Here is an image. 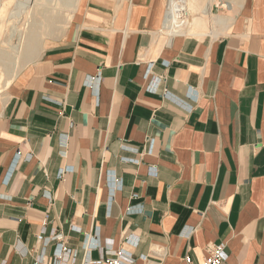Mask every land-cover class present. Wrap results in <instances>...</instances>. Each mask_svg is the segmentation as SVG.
Masks as SVG:
<instances>
[{"label":"crops","instance_id":"1","mask_svg":"<svg viewBox=\"0 0 264 264\" xmlns=\"http://www.w3.org/2000/svg\"><path fill=\"white\" fill-rule=\"evenodd\" d=\"M63 1L0 91V264H199L213 243L264 264V0H228L219 34L168 32L165 0Z\"/></svg>","mask_w":264,"mask_h":264},{"label":"rangeland","instance_id":"2","mask_svg":"<svg viewBox=\"0 0 264 264\" xmlns=\"http://www.w3.org/2000/svg\"><path fill=\"white\" fill-rule=\"evenodd\" d=\"M200 1L204 4L207 0ZM223 1L224 0H220V2ZM225 1L229 2L228 0ZM0 2L3 4V11L0 13V48H2L0 51H4L6 57L5 60H0L1 91L10 83L21 67L27 63L23 62L21 58L22 50L27 42L26 33L36 27V31L39 35L38 41L40 51L48 41L57 38L62 33L66 17H68L69 14L66 11L67 5L63 0H37L36 3H34L30 9L27 8L21 16L11 17V12L15 9L14 6L16 0H0ZM227 2L223 5L221 4L222 6L219 4L218 8L215 9L213 16H211L202 27H192L188 28V30L186 28L184 32L191 34L221 33L223 28L214 27L215 24L213 21L216 19L215 13H221V15L224 16H231L232 12H229L230 7L227 5ZM189 7L190 4H188V8ZM191 8L190 15L193 14L192 11L195 10L196 7L195 5H192ZM48 18H51L50 21L53 22L52 24H48ZM35 22H38L39 25L36 26ZM212 28L214 30H212ZM36 56L37 55H35V57Z\"/></svg>","mask_w":264,"mask_h":264},{"label":"bare ground","instance_id":"3","mask_svg":"<svg viewBox=\"0 0 264 264\" xmlns=\"http://www.w3.org/2000/svg\"><path fill=\"white\" fill-rule=\"evenodd\" d=\"M36 1L37 0H16L15 6H14L15 9L11 12V17L21 16L22 13L25 10H27V8L30 9L33 6V4L36 3ZM66 1H67V3L70 2L71 4L73 2V0H66ZM226 2L227 1H225V0L223 2H220V0H207L203 4L202 1H200V0H172L171 1L172 5L175 4L174 11L178 10V9H182V8L184 9L185 8V12L187 11V19H185L183 24L176 27L175 25H172L173 20L169 14V17H167V19H166L165 29L172 34H175V33H179V32L180 33L184 32L186 30V28L188 30V28H192V27L193 28L202 27L203 24L206 23L211 16H213L215 9L218 8V5L219 4L223 5ZM45 4H43V5H45ZM188 4H190L189 8H188ZM2 5L3 4L0 2V13H1V11H3ZM192 5H195L196 7L198 6V8H200L199 9L200 11L194 12L195 10H197V9H195L192 11L193 14L190 15V10L192 9L191 8ZM224 6H226V5H224ZM225 8H227V7H225ZM231 11L232 10L229 9V12H231ZM215 15H216V19H215L216 23L219 22L220 24H223L224 21L226 20V17L224 15H221V13L220 14L215 13ZM48 20H49L48 24L53 23L50 21L51 18H48ZM225 23H227V22H225ZM35 25L37 26V25H39V23L35 22ZM212 30H214V29L212 28ZM38 38H39V35H38V32L36 31V27H35V29H31V30H29V32L26 33L27 42L25 44V47L22 50V56H21L23 62H28L38 52V50H39ZM0 49H2V48H0ZM5 59H6L5 52L0 51V60H5Z\"/></svg>","mask_w":264,"mask_h":264},{"label":"built area","instance_id":"4","mask_svg":"<svg viewBox=\"0 0 264 264\" xmlns=\"http://www.w3.org/2000/svg\"><path fill=\"white\" fill-rule=\"evenodd\" d=\"M171 1L172 0H165V23L167 17H169L170 14L173 20L172 25L178 27L184 23L185 19H187V11L185 12V8L174 11L175 4L172 5ZM51 239L57 242V246L55 249V257L57 259L66 258L71 254V249L65 244L64 236L61 233H53ZM126 240L128 241L129 237H127ZM207 251L208 253L206 257L199 264H228V255L225 250V243L210 244ZM186 261L188 262V264H195L190 257H186ZM35 264H42V262L37 261ZM87 264H130V262L124 259L120 252H114L106 256L105 258H101L99 260H88Z\"/></svg>","mask_w":264,"mask_h":264},{"label":"water","instance_id":"5","mask_svg":"<svg viewBox=\"0 0 264 264\" xmlns=\"http://www.w3.org/2000/svg\"><path fill=\"white\" fill-rule=\"evenodd\" d=\"M227 3H228L227 5H228L229 7H231V4H230L229 2H227Z\"/></svg>","mask_w":264,"mask_h":264}]
</instances>
